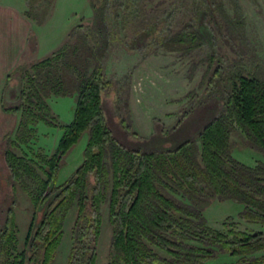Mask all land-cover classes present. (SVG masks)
I'll return each mask as SVG.
<instances>
[{"label":"trees","instance_id":"trees-1","mask_svg":"<svg viewBox=\"0 0 264 264\" xmlns=\"http://www.w3.org/2000/svg\"><path fill=\"white\" fill-rule=\"evenodd\" d=\"M41 1L47 4L43 18L54 3L29 0L26 16L38 23L42 21L33 8ZM205 1L222 11V0ZM144 2L91 0V23L74 28L68 41L49 57L18 67L23 83L19 104L7 108L3 99L2 105L3 112L20 116L14 138L7 140L5 161L12 180L28 195L33 215L20 250L14 209L8 211L5 229L0 230V264H50L54 255L51 259L49 251L55 254L60 247L66 217L74 207V243L67 264H97L104 204L112 228L107 264H208L221 254L237 259L227 264H264V232L224 234L212 228L204 214L215 200L231 201L243 206L241 219L264 226V64L255 54L242 64L243 72L231 78L223 111L195 141L174 150L139 152L122 146L109 128L102 96L111 82L104 63L114 36L123 32L130 39ZM110 5L116 12L114 29L109 24ZM182 7L175 11L182 13ZM223 16L225 30L234 31L235 23L225 12ZM209 17L204 13L202 22ZM173 19L170 15L167 21ZM172 27L165 28L166 39L158 37L147 49L163 45L185 55L205 48L210 52L204 23L170 34ZM212 55L211 67L218 62ZM65 97L76 102L67 125L49 104L51 98ZM39 124L63 131L51 155L30 148ZM85 133L83 164L58 185L63 158ZM236 135L246 148L263 156L255 159L254 166L235 156Z\"/></svg>","mask_w":264,"mask_h":264},{"label":"rangeland","instance_id":"rangeland-1","mask_svg":"<svg viewBox=\"0 0 264 264\" xmlns=\"http://www.w3.org/2000/svg\"><path fill=\"white\" fill-rule=\"evenodd\" d=\"M53 1L45 18L42 17V10L46 9L47 4L43 1L36 3L33 9L42 21L38 23L37 19L31 20L26 16L31 10L29 0H0V3L20 10L32 23L28 49L19 67H30L49 57L68 41L74 28L92 22L94 14L91 0ZM94 1L99 4L100 0ZM222 2L220 11L205 0L198 3L195 0H145L143 11L133 23L130 39L127 40L123 32L118 33V37H113L104 63L111 87L103 94L102 102L113 136L126 149L139 152L167 151L174 150L187 141H195L200 132L223 111L231 89L230 80L243 72L240 68L242 64L247 65L246 62L251 61L253 54L264 64V0ZM180 7L184 8L182 13L175 11ZM109 11V24L114 29L116 12L112 5ZM223 12L235 23L234 31L225 30L227 19ZM204 13H208L211 18L202 22ZM170 15L174 18L172 23L167 21ZM237 15L242 20V25H239ZM203 23L207 27L206 35L211 43L210 52L205 48L199 54L185 55L171 51L163 45L147 49L158 37L167 38L168 34L164 30L168 25L173 26L170 32L173 34L180 28L200 26ZM241 26L243 29L240 32L238 28ZM7 51L8 48L4 62L8 59ZM13 54L14 46H11L10 57ZM211 54L218 61L212 67L208 60ZM258 61L255 60V63H259ZM4 62H0V68L6 67ZM22 88L18 68L13 71L7 83L5 98L2 92L7 108L19 104ZM49 104L62 124L71 123L75 98H51ZM0 105L2 108L3 101ZM19 120V115L3 111L0 116V230L5 229L8 211L14 209L19 229V249L22 250L33 207L28 195L12 180L5 161L7 140L14 138ZM62 134L63 131L59 128L53 129L39 124L38 134L30 143V148L42 149L51 155ZM233 141L236 147L235 156L246 165L254 166L258 154L244 146L242 137L233 136ZM87 143L88 133H85L63 158L58 185L66 183L83 164ZM24 150L27 151L26 148ZM16 152L20 154V151ZM259 156L263 158L262 155ZM14 201L16 206L13 208ZM242 210L243 206L234 202L215 200L206 208L204 214L209 225L224 234H228L230 230L247 234L264 232V226L249 224L241 219L239 214ZM101 212L103 225L97 246V264H107L112 239L108 204L102 206ZM76 215L77 208L74 207L66 217L60 247L55 254L52 250L49 251L51 259L54 255L50 264H67L74 243ZM236 260L228 254H221L208 264H227Z\"/></svg>","mask_w":264,"mask_h":264},{"label":"crops","instance_id":"crops-1","mask_svg":"<svg viewBox=\"0 0 264 264\" xmlns=\"http://www.w3.org/2000/svg\"><path fill=\"white\" fill-rule=\"evenodd\" d=\"M8 19V23H7ZM10 19V20H9ZM32 23L21 11H17L5 3H0V62H4L5 52L8 48L6 67L0 68V102L5 98L6 85L9 77L27 52L29 37L31 36ZM23 30V31H22ZM11 46H14V54L10 57ZM5 87V88H4ZM2 92L4 98L2 99ZM2 108L0 105V116Z\"/></svg>","mask_w":264,"mask_h":264}]
</instances>
